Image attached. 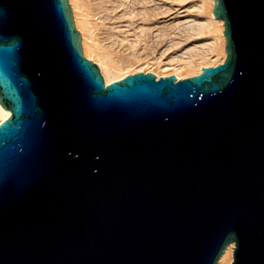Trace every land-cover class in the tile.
Masks as SVG:
<instances>
[{"label": "water", "instance_id": "obj_1", "mask_svg": "<svg viewBox=\"0 0 264 264\" xmlns=\"http://www.w3.org/2000/svg\"><path fill=\"white\" fill-rule=\"evenodd\" d=\"M223 63L105 84L68 0H0V264H264V0H214Z\"/></svg>", "mask_w": 264, "mask_h": 264}, {"label": "bare ground", "instance_id": "obj_2", "mask_svg": "<svg viewBox=\"0 0 264 264\" xmlns=\"http://www.w3.org/2000/svg\"><path fill=\"white\" fill-rule=\"evenodd\" d=\"M68 3L82 53L98 66L105 84L138 72L183 79L226 57L224 22L213 14L214 0ZM8 117L0 105V123ZM233 250L231 243L216 264H233Z\"/></svg>", "mask_w": 264, "mask_h": 264}, {"label": "rangeland", "instance_id": "obj_3", "mask_svg": "<svg viewBox=\"0 0 264 264\" xmlns=\"http://www.w3.org/2000/svg\"><path fill=\"white\" fill-rule=\"evenodd\" d=\"M183 8H184V7H182L181 9H183ZM181 9H180V10H181Z\"/></svg>", "mask_w": 264, "mask_h": 264}]
</instances>
